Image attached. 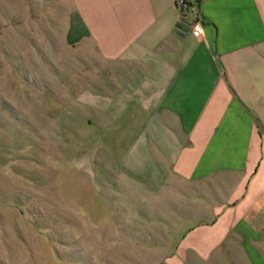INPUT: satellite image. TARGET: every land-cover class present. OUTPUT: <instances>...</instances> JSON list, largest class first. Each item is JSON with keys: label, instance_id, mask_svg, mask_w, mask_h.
Masks as SVG:
<instances>
[{"label": "crops", "instance_id": "crops-1", "mask_svg": "<svg viewBox=\"0 0 264 264\" xmlns=\"http://www.w3.org/2000/svg\"><path fill=\"white\" fill-rule=\"evenodd\" d=\"M60 1L77 83L59 122L97 140L98 186L196 204L193 231L264 264V0H194L197 22L177 0Z\"/></svg>", "mask_w": 264, "mask_h": 264}, {"label": "rangeland", "instance_id": "rangeland-1", "mask_svg": "<svg viewBox=\"0 0 264 264\" xmlns=\"http://www.w3.org/2000/svg\"><path fill=\"white\" fill-rule=\"evenodd\" d=\"M60 8L0 0V264H249L231 239L193 231L196 204H121L98 186L97 140L59 122L77 83Z\"/></svg>", "mask_w": 264, "mask_h": 264}, {"label": "built area", "instance_id": "built-area-1", "mask_svg": "<svg viewBox=\"0 0 264 264\" xmlns=\"http://www.w3.org/2000/svg\"><path fill=\"white\" fill-rule=\"evenodd\" d=\"M176 5H177V8L179 9L180 12L187 13L188 15L192 16V18L195 20V22L198 21L196 1H194V0H177ZM192 30L195 31V30H197V28L195 26H192Z\"/></svg>", "mask_w": 264, "mask_h": 264}]
</instances>
